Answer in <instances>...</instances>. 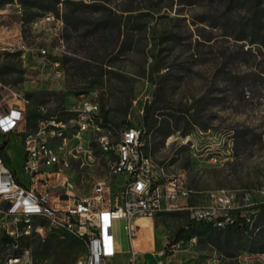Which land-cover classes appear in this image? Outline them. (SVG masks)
<instances>
[{
    "label": "rangeland",
    "instance_id": "374dc122",
    "mask_svg": "<svg viewBox=\"0 0 264 264\" xmlns=\"http://www.w3.org/2000/svg\"><path fill=\"white\" fill-rule=\"evenodd\" d=\"M45 13L63 20L58 37L32 26ZM104 21L107 28L96 30ZM3 26L5 83L18 85L24 77L23 44L63 45L64 76L39 78L30 92L31 127L44 103L48 117L63 120L75 133L78 92L96 89L108 111L104 132L113 142L127 126L143 128L144 152L153 163L167 177L185 173L191 192L180 204L206 202L219 190L236 200L246 192L263 198L258 190L264 186V0H0ZM86 57L91 70L77 62ZM149 105L150 130L144 125ZM82 138L83 149L68 171L78 194L91 195L100 180L115 191L125 178L109 172L114 154L101 150L93 131ZM71 139L76 142V136ZM4 152L20 171L22 138L12 137ZM152 221L155 251L144 248L137 264H264V251L254 245L264 235V210L248 233L191 228L186 210L162 211ZM123 223L116 221L114 232L118 248L127 250ZM72 235L37 219L30 264H75L86 244ZM11 254L22 252L0 246V263Z\"/></svg>",
    "mask_w": 264,
    "mask_h": 264
},
{
    "label": "built area",
    "instance_id": "2783aa9c",
    "mask_svg": "<svg viewBox=\"0 0 264 264\" xmlns=\"http://www.w3.org/2000/svg\"><path fill=\"white\" fill-rule=\"evenodd\" d=\"M62 25L63 20L51 13L32 20V26L49 37H58ZM6 31V26L0 27L1 33ZM62 47V42L55 47L23 44L21 56L26 68L22 81L17 85L0 79V240L13 242H0V246L22 252L8 255L0 264H30V247L22 245L21 239L31 240L37 219L49 220L56 228L84 240L86 251L75 264H137L141 251L137 220L153 219L162 211L186 210L189 220L214 228H227L241 218L254 227L259 205L264 203V186L258 190L262 199L246 192L236 200L233 193L219 190L212 192L206 202L180 204L191 192L185 173L167 177L164 169L153 163L144 152L143 128L127 126L120 139L113 142L104 132L108 122L96 89L78 92L80 100L72 109L76 113V132L72 135L66 122L47 116L44 103L37 106L36 125L31 127L30 92L38 86L39 78L64 76ZM3 63L0 51V68ZM33 69L36 73H31ZM87 131L96 134L104 153L114 154L109 172L125 178L115 191L108 181L100 180L91 195L81 196L68 174L72 157L83 149L82 137ZM14 136L22 138L20 171L4 152ZM71 136H76V142ZM57 187L60 192L55 191ZM118 220L124 222L127 250L117 246L114 228Z\"/></svg>",
    "mask_w": 264,
    "mask_h": 264
},
{
    "label": "trees",
    "instance_id": "16d2710c",
    "mask_svg": "<svg viewBox=\"0 0 264 264\" xmlns=\"http://www.w3.org/2000/svg\"><path fill=\"white\" fill-rule=\"evenodd\" d=\"M257 2H258L259 5L263 4V0H257ZM106 23H107V21L106 22L104 21L102 23L101 27H100V25L96 26V30L97 29H101V28H103V29L107 28ZM78 27H79V25L75 26V28H78ZM237 38L238 39H243V38H241V36H238ZM261 44L264 45V39H263V42H261ZM86 59L87 60H85V62H83L81 60H77V62H79L82 67L89 68L91 70V68L93 67V65L90 63L91 62L90 61L91 58L86 57ZM86 61H88V62H86ZM100 75H102V74L100 73ZM101 110H102V113H103V115L105 117V121L108 122V116H107L108 111L106 110L105 103L101 104ZM149 114H150V105L146 107L145 116H144V125L150 130L153 127V124H152V122L149 119ZM7 160H8V158H7ZM262 210H264V203L259 205L258 214L261 213ZM188 220H189V218H188ZM189 223H190V227L191 228H194V226H196V225H204V226H207L209 228H212L213 230H228L229 232H238V233H248L249 230H253L254 229V227L250 228V226L248 224H246L245 221L242 218L239 219L236 224L231 225V226H229L227 228H222V229L221 228H214L211 225H208V224H205V223L193 222L191 220H189ZM179 235H181V234L179 233ZM72 237H74L73 238L74 241H78V242H81V243L85 244V242H84V240L82 238H79L76 235H72ZM64 241L65 240H60V245H62ZM255 241H256L255 244H254L255 248L258 249L259 251H264V235L256 237ZM21 244L30 247L32 245V239L31 240L27 239L24 242H22ZM49 244H50L49 242H44V243L40 242L39 245H44V247H47Z\"/></svg>",
    "mask_w": 264,
    "mask_h": 264
},
{
    "label": "crops",
    "instance_id": "0c3cea01",
    "mask_svg": "<svg viewBox=\"0 0 264 264\" xmlns=\"http://www.w3.org/2000/svg\"><path fill=\"white\" fill-rule=\"evenodd\" d=\"M21 175V173H18ZM152 224H151V222ZM147 219V218H139L137 221L140 224V234H139V240H140V245L142 243L145 244V247H142L141 245V251L138 254V256L141 254V252L146 248L148 251L154 252L155 251V234H156V227L152 221V219ZM164 252V247L160 250V254Z\"/></svg>",
    "mask_w": 264,
    "mask_h": 264
},
{
    "label": "bare ground",
    "instance_id": "6f19581e",
    "mask_svg": "<svg viewBox=\"0 0 264 264\" xmlns=\"http://www.w3.org/2000/svg\"><path fill=\"white\" fill-rule=\"evenodd\" d=\"M149 220V218H147ZM150 221V220H149Z\"/></svg>",
    "mask_w": 264,
    "mask_h": 264
}]
</instances>
